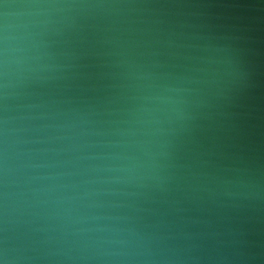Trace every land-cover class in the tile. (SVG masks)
Instances as JSON below:
<instances>
[{
  "label": "water",
  "instance_id": "obj_1",
  "mask_svg": "<svg viewBox=\"0 0 264 264\" xmlns=\"http://www.w3.org/2000/svg\"><path fill=\"white\" fill-rule=\"evenodd\" d=\"M0 264H264V0H0Z\"/></svg>",
  "mask_w": 264,
  "mask_h": 264
}]
</instances>
